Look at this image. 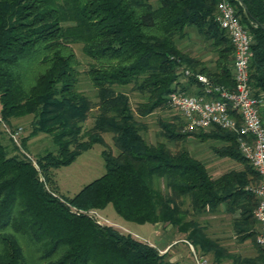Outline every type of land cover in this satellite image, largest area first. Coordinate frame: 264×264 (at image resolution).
<instances>
[{"label":"trees","instance_id":"16d2710c","mask_svg":"<svg viewBox=\"0 0 264 264\" xmlns=\"http://www.w3.org/2000/svg\"><path fill=\"white\" fill-rule=\"evenodd\" d=\"M219 1L0 0V121L12 125L30 116L32 127L19 137L21 145L11 132L21 127L22 133V126L8 130V143L0 132V264L170 263L167 252L89 213L109 204L127 221L170 224L209 264L222 263L227 248L198 218L226 204L229 213L240 211L238 236L254 238L264 256L254 217L260 176L241 152L238 134L220 126L184 132L183 117L160 119L156 142L143 134L146 117L175 109L173 91L205 93L195 74L233 88L234 46L217 20ZM231 2L252 36L250 83L260 96L264 0ZM189 29L208 42V57L180 47ZM75 43L91 59L87 73L97 102L80 87ZM129 86L140 100L132 102ZM39 133L55 148L34 159L28 140ZM104 133L113 135L117 153ZM191 135L220 143L214 151L239 166L216 175L190 149L172 147ZM95 144L106 146L105 172L74 196L60 195L53 170ZM243 261L249 260L234 259Z\"/></svg>","mask_w":264,"mask_h":264},{"label":"built area","instance_id":"2783aa9c","mask_svg":"<svg viewBox=\"0 0 264 264\" xmlns=\"http://www.w3.org/2000/svg\"><path fill=\"white\" fill-rule=\"evenodd\" d=\"M217 20L227 31L234 46L233 88L216 84L206 75L197 73L195 77L203 84L205 93L193 95L175 90L169 95V102L183 117L184 132L220 126L238 134L241 152L260 176L259 183L253 189L257 198L254 216L260 226L256 240L264 248V120L261 111L264 100L261 95H254L250 83V63L254 55L252 36L231 0L219 1ZM185 74L192 73L187 69ZM21 131L20 127L11 132L16 142ZM89 213L101 223L109 222L98 210H90ZM189 244L195 264H209L208 260L200 256L194 246Z\"/></svg>","mask_w":264,"mask_h":264},{"label":"rangeland","instance_id":"374dc122","mask_svg":"<svg viewBox=\"0 0 264 264\" xmlns=\"http://www.w3.org/2000/svg\"><path fill=\"white\" fill-rule=\"evenodd\" d=\"M189 34L185 36L183 39H180L179 44L180 47L188 52H194L198 54L199 57H208V42L205 39L197 35L193 29H189ZM82 43H75L73 48L77 54L79 60V69H80V87L86 90V93L91 97L93 102L98 101L97 91L96 88L91 83L88 77V69L91 59L87 56L83 51ZM131 86L127 87L126 90L129 91L131 95L132 102L141 99V94L138 91H130ZM1 108V103H0ZM96 108H94L95 112ZM175 118L181 117V114L173 108L165 109V110H158L155 113L149 115L145 118L147 123V130L143 131L145 138L150 142H156L157 140L161 139V135L159 134V123L158 121L162 118ZM264 119V117H263ZM93 119L91 118L87 126H92ZM20 125L23 127V132L21 133V139L25 136H28L32 130L31 127V117L27 116L21 119L14 120L12 125H7L4 122L0 121V132L6 133L3 136V141L8 143V139H10L9 134L7 133L8 130L12 129L11 127ZM7 130V131H6ZM106 146H109L113 149L115 153L118 152L117 148L114 145L113 135L111 133H104L103 134ZM18 140L17 144L21 145V140ZM172 147L176 148L178 146H184L191 150V152L203 159L211 171L215 174L222 173L226 170H229L233 167H238L239 165L230 158L221 157L215 151L214 147L219 146L220 143L210 140L207 142H201L197 140L194 136H189L188 139L184 142L179 144H171ZM105 145L95 144L92 148L84 151L80 154L77 159L69 164L61 166L57 169L53 170L54 180L57 186V191L60 195L66 197L74 196L84 185L91 182L95 178L100 177L105 172V162L102 156V151L106 147ZM55 147L52 143L50 136L39 133L34 136H30L28 140V147L27 151L31 157L34 159L38 154H43L47 150H53ZM189 206V203H187ZM256 208V207H255ZM254 208V210H255ZM99 214L107 219L109 222L105 224L113 225L121 232L124 233H131L137 239H140L145 242L155 243L158 246L159 235L157 233V227L152 223H145L140 224L136 222L127 221L122 218L117 211L115 210L112 204H109L105 209L98 210ZM208 215V214H207ZM206 214L204 216H199V220L201 223H205L208 221V216ZM255 217V216H254ZM168 226V228H167ZM164 230L167 232V236L171 237L170 240L173 238L175 239L174 235H177L176 228L172 227L170 224L164 225ZM175 233V234H174ZM173 235V236H172ZM179 236V235H177ZM177 238V237H176ZM175 243H178L177 246H187L186 242L182 240H177ZM176 246V247H177ZM171 248V246H168ZM169 248V249H170ZM173 248V247H172ZM196 252L200 255L202 252L197 248L194 247ZM165 249V248H164ZM186 257H188V264H191V260H194L193 251H191L190 247L184 251H182ZM168 262L173 264L172 259L170 256L166 257ZM191 258V259H190ZM209 261L212 262V258H209ZM169 263V264H170ZM195 263V260H194ZM176 264V263H174Z\"/></svg>","mask_w":264,"mask_h":264},{"label":"crops","instance_id":"0c3cea01","mask_svg":"<svg viewBox=\"0 0 264 264\" xmlns=\"http://www.w3.org/2000/svg\"><path fill=\"white\" fill-rule=\"evenodd\" d=\"M261 95L264 100V92H262ZM261 111H262V117H264V101H263V105L261 106ZM207 216H208V221L206 222L207 233L211 237L217 239L224 247L227 248V254L225 257L223 256L222 263L220 264H233L234 259L236 260V262H238L241 259L249 260V261L240 262L239 264L263 263L264 256L260 252V248L257 245L255 239L252 237L241 239L238 236L236 223L240 217L239 210L235 211L234 213H229L226 209V204H222L217 211L210 212L208 213ZM154 225L157 227V233L159 235V240L157 241L158 246H156L155 243L154 244L151 243V244L158 247L162 253L167 252V256H170L173 261L172 263L188 264L189 258L183 255L184 253L182 251L185 252L187 246L188 248L190 247L191 249V246L189 244L190 242L177 235H174L175 239L173 238L172 240H170L171 237H168L167 232H165L164 230V225L166 224L160 222ZM255 228L260 229L258 223L255 225ZM182 239L183 241L186 242L187 245L186 247L177 246L178 243H175L177 240H182ZM168 246H171V248ZM210 258H212V261H215L214 257H210ZM190 263L195 264L193 259L191 260Z\"/></svg>","mask_w":264,"mask_h":264}]
</instances>
